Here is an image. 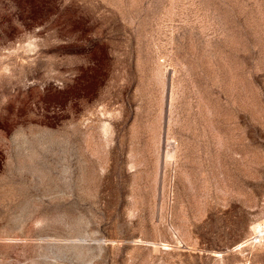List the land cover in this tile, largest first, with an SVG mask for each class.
Here are the masks:
<instances>
[{
	"label": "rangeland",
	"instance_id": "1",
	"mask_svg": "<svg viewBox=\"0 0 264 264\" xmlns=\"http://www.w3.org/2000/svg\"><path fill=\"white\" fill-rule=\"evenodd\" d=\"M264 0H0V264H264Z\"/></svg>",
	"mask_w": 264,
	"mask_h": 264
},
{
	"label": "bare ground",
	"instance_id": "2",
	"mask_svg": "<svg viewBox=\"0 0 264 264\" xmlns=\"http://www.w3.org/2000/svg\"><path fill=\"white\" fill-rule=\"evenodd\" d=\"M264 232V228H258V234Z\"/></svg>",
	"mask_w": 264,
	"mask_h": 264
}]
</instances>
